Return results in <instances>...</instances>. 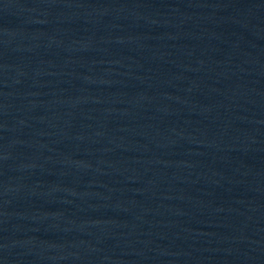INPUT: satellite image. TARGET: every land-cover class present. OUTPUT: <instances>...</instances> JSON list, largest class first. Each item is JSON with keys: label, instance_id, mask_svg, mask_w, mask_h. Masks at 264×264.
<instances>
[{"label": "water", "instance_id": "obj_1", "mask_svg": "<svg viewBox=\"0 0 264 264\" xmlns=\"http://www.w3.org/2000/svg\"><path fill=\"white\" fill-rule=\"evenodd\" d=\"M0 264H264V0H0Z\"/></svg>", "mask_w": 264, "mask_h": 264}]
</instances>
